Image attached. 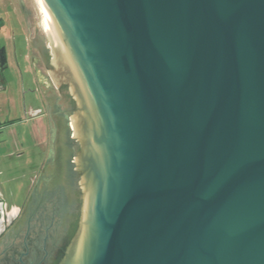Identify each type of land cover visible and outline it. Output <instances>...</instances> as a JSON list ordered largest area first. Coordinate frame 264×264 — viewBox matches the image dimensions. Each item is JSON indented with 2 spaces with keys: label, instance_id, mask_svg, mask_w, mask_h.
Here are the masks:
<instances>
[{
  "label": "water",
  "instance_id": "obj_1",
  "mask_svg": "<svg viewBox=\"0 0 264 264\" xmlns=\"http://www.w3.org/2000/svg\"><path fill=\"white\" fill-rule=\"evenodd\" d=\"M36 30L81 142L59 264H264V0H37Z\"/></svg>",
  "mask_w": 264,
  "mask_h": 264
},
{
  "label": "flooded vegetation",
  "instance_id": "obj_2",
  "mask_svg": "<svg viewBox=\"0 0 264 264\" xmlns=\"http://www.w3.org/2000/svg\"><path fill=\"white\" fill-rule=\"evenodd\" d=\"M20 6L32 25V38L29 48H18L13 40L17 79L7 75V51L0 52V185L14 179L7 177L12 165L5 158L21 159L24 139L41 160L33 167L22 204L11 201L10 194L9 203L0 186V264H59L76 233L83 193L75 162L81 142L71 120L76 100L66 81L50 76V69L56 72L51 49L22 1ZM10 144L15 152L4 153Z\"/></svg>",
  "mask_w": 264,
  "mask_h": 264
},
{
  "label": "rangeland",
  "instance_id": "obj_3",
  "mask_svg": "<svg viewBox=\"0 0 264 264\" xmlns=\"http://www.w3.org/2000/svg\"><path fill=\"white\" fill-rule=\"evenodd\" d=\"M21 1L23 2L25 9L30 12L29 18L33 21V26L35 28L37 21L36 0H0V52H2V50L7 51L5 52V56L7 55L10 58L7 75L14 77L15 79L18 77L17 75H19V71L15 63V58L13 57V40H15L18 48H29V44L31 43L30 40L32 38V25L30 24L29 19L22 14L20 6ZM24 61L23 66L29 67L27 62L24 65ZM27 69L29 70V68ZM23 70L26 75L25 68H23ZM25 77L27 78V75ZM24 141L25 145L20 146V152L22 151L24 153L21 159L17 160V155H14V158L9 156L5 158L7 162L11 161L9 162V165H12V169H10L9 176L7 177L14 179L9 181V184L3 185L4 188L0 185L9 203L15 201V203L19 205L23 203L26 194L29 192V187L31 185L30 177L32 176L31 173H34L32 171L33 167L37 161L39 162L41 160V157L38 155H36L35 159V150L31 145L32 148H30L27 139H24ZM10 152H15L14 146L11 144L10 148L6 147V149H4V153L7 154ZM5 186L8 187L6 188ZM9 194L10 197L13 198L11 201L8 197Z\"/></svg>",
  "mask_w": 264,
  "mask_h": 264
},
{
  "label": "bare ground",
  "instance_id": "obj_4",
  "mask_svg": "<svg viewBox=\"0 0 264 264\" xmlns=\"http://www.w3.org/2000/svg\"><path fill=\"white\" fill-rule=\"evenodd\" d=\"M36 3H37V0H36Z\"/></svg>",
  "mask_w": 264,
  "mask_h": 264
}]
</instances>
